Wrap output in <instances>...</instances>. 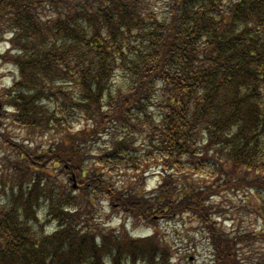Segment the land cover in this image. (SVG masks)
Instances as JSON below:
<instances>
[{"label": "trees", "instance_id": "1", "mask_svg": "<svg viewBox=\"0 0 264 264\" xmlns=\"http://www.w3.org/2000/svg\"><path fill=\"white\" fill-rule=\"evenodd\" d=\"M2 41L0 129L45 144L0 134V264H194L105 232L98 196L132 225L191 216L210 264H264V0H0ZM239 193L256 230L220 226L213 198Z\"/></svg>", "mask_w": 264, "mask_h": 264}, {"label": "rangeland", "instance_id": "2", "mask_svg": "<svg viewBox=\"0 0 264 264\" xmlns=\"http://www.w3.org/2000/svg\"><path fill=\"white\" fill-rule=\"evenodd\" d=\"M7 47L8 43L2 41L0 43V53L5 51ZM16 76L15 68L11 64L3 62L0 59V92L8 87ZM1 119H4L3 115H1ZM2 131L16 141L27 142L29 139L30 141H33V146L45 144L44 139H40L38 136H27L21 129L19 130L8 120L5 121V124L0 129V134ZM98 143H101V141H98ZM7 145L5 138L2 140L0 137V167L2 166V163H8V161L12 159V152ZM97 170H99L100 173H104V177L107 181H111L115 186L120 185L121 180L125 181V179H127L126 176L129 177L135 175L133 172L123 171L122 175L112 176L109 170L105 168H99ZM146 176L147 179H145L144 183L139 181L144 190H151L159 184L160 177L157 174L155 166H152L146 172ZM243 198L244 196L242 193H239L236 197L221 195L213 198V203L217 207V210L220 211L217 214L222 218L219 222L223 229L230 230L232 227H237L239 229H257L254 212L244 211V213H236L232 208L234 203L240 205V203L243 202ZM92 201L95 203L96 215L100 217L96 223L100 225L103 221L102 228L105 232L109 233L110 229L119 228L120 225L124 223L133 236H141L144 238L159 235L163 241L167 242L173 263L180 260L187 249L188 251L186 254L191 257L189 262L194 264H210L208 257L209 250L206 243H199L198 249L194 252L193 245L190 240H188V235H199L198 223L191 216L184 215L176 217L171 221L160 220L157 223L139 221L137 224L132 225L131 219L116 206H111L106 198L98 196L92 198ZM48 225H52V223H48ZM155 230H158L160 234H154ZM186 242L187 244H184ZM128 264L143 263L130 262Z\"/></svg>", "mask_w": 264, "mask_h": 264}]
</instances>
